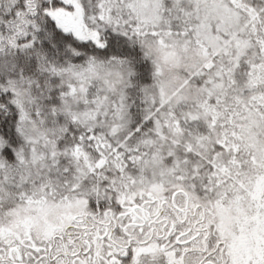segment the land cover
I'll use <instances>...</instances> for the list:
<instances>
[{
    "label": "rangeland",
    "instance_id": "rangeland-1",
    "mask_svg": "<svg viewBox=\"0 0 264 264\" xmlns=\"http://www.w3.org/2000/svg\"><path fill=\"white\" fill-rule=\"evenodd\" d=\"M193 1L195 8L192 15L199 22L204 18H214L219 29L243 28L241 35L248 34V30L253 32L255 42L242 44L237 56L233 51L235 56L229 59L235 64V71L228 76H223V72L218 70L211 71L213 59L217 57L224 61L227 54L218 49V41L214 36L207 35L203 39L208 46L187 32L176 35L167 31L166 35L156 40L155 50L159 64L175 65L193 57L199 64V58L206 55L207 60L200 63L201 66L193 71V75L194 78L204 76L208 86L205 87L204 95L198 98L199 107H185L186 99L183 97L188 94L177 86L167 95V79H162L165 94L163 105L168 119L164 125H159L155 120L151 124L157 129L153 135L155 138L152 141L148 138L149 143L141 152L144 156L142 172L147 174H131L130 171L129 174H124V156L118 150L125 155L126 148L106 145L101 137L87 131L80 135L79 142L72 149L84 163L78 168V173L75 171L65 174V170L61 171L49 150H40L43 142L27 153V159L28 163L37 164L36 167L44 174H35L30 164L0 158V166L4 167V174H0L4 178L3 183L8 191L13 192L5 200L0 196L2 207L9 203L3 213L0 210V258L12 247L23 255L27 249H23L22 245L29 243L28 239L36 246H45V251L50 249L51 256L58 251H72V226L84 224L81 221L75 222L73 217L80 219L84 213L93 212L85 197L89 200L97 181L103 182L106 174H102V167L108 163L116 168L115 174H108V178L120 190L117 196L121 202H124L126 194L127 200L124 203L127 207L132 201L129 199L135 194L133 187L140 186L142 191L139 194L142 196L138 203L144 207L146 218L151 219L160 211L159 202L170 199L172 190L188 188L192 196L190 203L201 202L205 205V223L219 233L221 239L227 241L228 250L234 252L238 264H264V147L256 144L249 151L252 137L262 132L261 117L253 109L254 104L261 103L262 100L253 80L254 72L261 71L259 68L264 69V38L262 33L256 32V20L260 15L251 8L250 15H246L220 0ZM234 2L242 5L240 1ZM74 10L73 15H69L67 21L63 22L81 37L84 26L86 27L85 15L79 6H75ZM93 31L88 28L83 34L93 37ZM192 48L197 50L196 55L192 54ZM215 49L218 50L214 51ZM95 60L89 57L73 63L75 75L69 88L63 93L69 99L76 100L75 97L81 96L75 102L79 104L82 117L99 103H107V98L113 93L108 87L117 81L114 72L105 68L104 64L107 62L100 64ZM192 78L188 80L192 81ZM211 93H217V98L211 100ZM164 136L171 138V141ZM183 139L187 140L183 146L185 150L179 147V141ZM193 143L201 146V153L195 150ZM94 149L101 155L91 161L87 158ZM102 186V190L106 189L109 183ZM99 189L95 191L98 192ZM147 192L152 193L147 196ZM154 193L160 197L156 198ZM176 202L183 204L184 197L178 195ZM127 207L129 214L130 206ZM161 216H167V213L163 212ZM99 219L104 220V217L100 215ZM179 228L177 238L180 241L194 233L191 231L181 235L180 232L186 227ZM141 229L142 237H147L149 227L143 225ZM98 235L103 236L102 226L86 230L77 239L83 250L90 246L87 253L92 255V259L99 258L102 262L100 264H103L126 254L127 261L128 258L130 260L125 264H140L135 258L141 248H133L128 253L109 247L104 242L106 238L101 239ZM59 237L64 239L63 244ZM172 239L173 244L169 243L163 252L158 246L161 241H158L156 253L159 256L162 252L167 264H179L183 242L176 243L174 237ZM198 241L194 239L191 245H198ZM154 250V246L150 244L142 252L150 254ZM141 262L153 264L146 260ZM88 264L95 262L92 260ZM154 264L162 263L158 259Z\"/></svg>",
    "mask_w": 264,
    "mask_h": 264
},
{
    "label": "trees",
    "instance_id": "trees-1",
    "mask_svg": "<svg viewBox=\"0 0 264 264\" xmlns=\"http://www.w3.org/2000/svg\"><path fill=\"white\" fill-rule=\"evenodd\" d=\"M220 1L246 15H250V8L257 12L256 32L264 38V0H236L242 5L234 0ZM75 6L85 15L81 37L63 22L73 15ZM194 6L193 0H0V158L30 164L35 174H44L27 159V153L43 142L40 150L48 149L61 171L78 173L84 163L72 149L87 131L101 137L106 145L126 148L125 155L118 150L124 156V174H147L142 172L141 152L149 143L147 139L155 138L157 129L151 124L155 120L164 125L168 119L162 79H167V95L177 86L188 94L183 97L185 107H199L198 98L208 86L204 76L193 75L207 60L206 55L199 58V64L194 57L175 65L159 64L156 40L167 31L176 35L187 32L207 45L205 36H214L218 49L227 54L224 61L213 59L211 71H221L223 76L235 71L229 59L235 53L237 56L242 44L255 42L252 31L241 35L243 28L219 29L214 18L199 22L192 15ZM88 28L95 36L83 34ZM192 49L196 55L197 50ZM89 57L100 64L107 62L105 68L114 72L117 81L108 87L113 93L107 103H99L82 117L75 102L81 96L75 100L63 93L73 81V63ZM259 69L262 72L255 71L253 80L262 100L253 109L261 117L262 132L252 137L249 151L256 144L264 147V69ZM217 93H211V100ZM186 141L180 140L179 147L185 150ZM193 147L201 153V146L193 143ZM99 155L91 151L87 159L94 161ZM114 172V166H103V182ZM0 174H4L3 166ZM3 179L0 175V196L5 200L13 192ZM8 205L0 208L1 213Z\"/></svg>",
    "mask_w": 264,
    "mask_h": 264
},
{
    "label": "flooded vegetation",
    "instance_id": "flooded-vegetation-1",
    "mask_svg": "<svg viewBox=\"0 0 264 264\" xmlns=\"http://www.w3.org/2000/svg\"><path fill=\"white\" fill-rule=\"evenodd\" d=\"M109 187L103 189V184H108ZM101 188V189H99ZM134 188V189H133ZM133 198L130 203V213H127L126 194L124 202H121L118 198V192L120 190L112 184V182L104 181L94 185L93 196L87 200V205L93 212H86L82 218L77 219L73 217L75 222H83L81 226L75 225L74 230H71L70 243L72 251H58L51 256L52 251L48 249L45 251V246H36L30 239L29 243L22 245L24 251L23 255L15 247L10 248L6 255L0 258V264H88L92 260L98 264L102 263L99 258L92 259V255L87 253V250H83L79 242V238L85 233L86 230L94 228V226L103 227V236L98 235L104 240L105 244L109 247H115L116 249L124 250L130 253L133 248H141V251L136 255L135 261L146 260L151 263H156L158 259L162 264H167V259L162 253L167 249V245L174 242H183L181 253L179 255V264H238L234 252L228 250V243L226 240L221 239L219 233H216L205 222L206 211L205 205L201 202L190 203L192 196L190 190L187 188H176L172 190L169 200H161L159 202L160 211L154 215L151 219L146 218L144 207L138 203L142 194L141 187H133ZM99 189L98 192L95 190ZM147 196L152 192H147ZM156 198L160 197L157 193H154ZM169 194V193H168ZM164 195V194H163ZM181 195L184 197V203H177L176 197ZM76 196H79L76 193ZM128 206V207H129ZM127 207V208H128ZM139 210V213L137 212ZM163 212L167 213V216H161ZM100 215L104 217V220L99 219ZM151 222V223H150ZM177 223V225L175 224ZM143 225L149 227V234L143 238ZM180 226L186 227L180 232L181 235L190 233L193 231V235L180 241L178 240L177 233L180 230ZM132 228V229H131ZM69 234L68 232L64 231ZM176 238V239H175ZM60 241L64 242L62 237H59ZM196 239L199 240L198 245H191V242ZM30 240V241H29ZM161 241L159 249L162 251L159 256L157 252V243ZM152 244L155 248L153 253H143V249ZM26 252L30 255H27ZM157 252V253H156ZM155 255V256H154ZM61 258H64L63 260ZM126 254L121 258H115L114 261H106L103 264H125L128 261Z\"/></svg>",
    "mask_w": 264,
    "mask_h": 264
}]
</instances>
